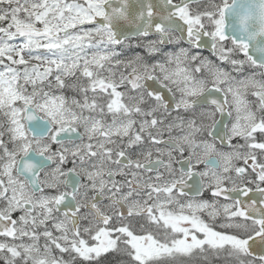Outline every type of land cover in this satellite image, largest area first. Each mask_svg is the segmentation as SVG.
I'll use <instances>...</instances> for the list:
<instances>
[{"label":"snow or ice","instance_id":"1","mask_svg":"<svg viewBox=\"0 0 264 264\" xmlns=\"http://www.w3.org/2000/svg\"><path fill=\"white\" fill-rule=\"evenodd\" d=\"M0 264H264V0H0Z\"/></svg>","mask_w":264,"mask_h":264},{"label":"flooded vegetation","instance_id":"2","mask_svg":"<svg viewBox=\"0 0 264 264\" xmlns=\"http://www.w3.org/2000/svg\"><path fill=\"white\" fill-rule=\"evenodd\" d=\"M204 55L208 56L209 52L207 50H205Z\"/></svg>","mask_w":264,"mask_h":264}]
</instances>
